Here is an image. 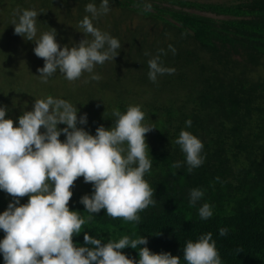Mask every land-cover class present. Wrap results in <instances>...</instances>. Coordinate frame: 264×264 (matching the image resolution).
I'll return each instance as SVG.
<instances>
[{"label":"trees","instance_id":"1","mask_svg":"<svg viewBox=\"0 0 264 264\" xmlns=\"http://www.w3.org/2000/svg\"><path fill=\"white\" fill-rule=\"evenodd\" d=\"M101 2L0 0V10L13 4L10 12L17 22L23 10L38 13L36 38L30 48L22 50L25 58L36 57L35 39L52 28L61 48L78 44L80 38L91 40L80 22L85 16L91 18L85 11L87 4L99 8ZM109 8L92 23L119 40L118 55L75 81L57 70L47 83L42 82L37 69L44 66V60L38 57L29 75L24 71L16 78L17 67L12 62L19 46L15 43L22 36L10 35L0 41V106L6 107L5 118L12 119L14 126L23 112L33 110L39 94L38 99L51 96L70 102L78 109V120L87 114V123H78L77 128L91 135L101 125L114 127L113 111L125 113L130 105H139L145 114L142 123L153 128L146 133L152 167L144 179L153 189L155 205L138 213L139 222L113 219L103 209L89 220L80 199L91 196L93 185L78 177L68 206L86 223L73 236L75 245L93 247L84 244L85 232L102 243L118 242L125 235L131 239L143 236L153 253L168 252L180 256V264H187L183 258L186 243L211 233L222 264H264V0H109ZM115 8L152 23L153 30L124 28V19L117 18ZM9 13H4L9 16L7 22L0 21V32L8 26L14 31ZM58 25L66 31H58ZM157 55L163 67L175 71L158 74L154 83L148 76V61ZM92 75L100 79H91ZM188 120L191 127L186 125ZM181 130L203 143V163L191 173L185 153L175 143ZM59 139L63 142L66 136L62 133ZM176 162L181 167H173ZM195 188L204 195L190 205V191ZM8 197L12 196L0 190V214L13 202ZM22 198L28 202V196ZM204 203L212 208L208 219L199 215ZM221 228L228 229L226 235H220ZM4 237L0 229V240ZM144 246L121 251L138 260L139 247ZM0 264H4L2 253Z\"/></svg>","mask_w":264,"mask_h":264},{"label":"clouds","instance_id":"2","mask_svg":"<svg viewBox=\"0 0 264 264\" xmlns=\"http://www.w3.org/2000/svg\"><path fill=\"white\" fill-rule=\"evenodd\" d=\"M145 7L151 10V4ZM109 10V0H102L99 8L94 3L86 5L85 11L91 13V18L85 16L80 27L91 40L85 38L61 48L53 28L35 39L34 53L44 60V66L37 69L42 82L47 83L57 70L67 80L75 81L84 72L92 73L95 65L118 55L119 40L92 23ZM37 16L35 10H23L18 22L13 21L14 33L33 41ZM169 49L175 54L172 45ZM148 65V76L154 83L158 74L175 71L163 67L159 55L150 59ZM91 79L99 80L100 76L92 75ZM6 112V107L0 106V190L14 199L0 214V229L5 233L0 240L4 264H180V256L150 251L143 236L131 239L125 235L118 242L102 243L85 232L84 244L92 245L91 248L77 247L73 241L86 223L78 211H70L68 206L73 196L71 188L78 177L93 185L91 196L86 194L80 199L90 214L89 220L93 213L103 209L113 219L139 222L138 213L156 203L153 189L144 179L152 167L146 133L153 128L142 123L145 114L139 105L128 106L125 113L114 110V127L106 129L101 125L95 135L77 128L78 123H87V114L78 120L77 107L63 99H35L33 110L18 118V126L5 118ZM59 124L66 127L59 129ZM191 124V120L186 121L188 127ZM62 133L66 136L63 142L59 139ZM175 143L186 155L189 173L201 166L203 143L195 135L181 130ZM173 167H181L180 162ZM203 195L201 189H192L189 204L195 205ZM24 196L29 197L28 202L20 204ZM199 215L201 219L210 218L211 206L204 203ZM227 232V228L219 230L221 236ZM140 245L145 246L139 247L138 260L121 251ZM183 258L187 264H222L211 233L200 236L196 242L189 240Z\"/></svg>","mask_w":264,"mask_h":264},{"label":"rangeland","instance_id":"3","mask_svg":"<svg viewBox=\"0 0 264 264\" xmlns=\"http://www.w3.org/2000/svg\"><path fill=\"white\" fill-rule=\"evenodd\" d=\"M215 1H221V0H215ZM12 5L8 6L6 10H0V21L7 22L6 20H8L9 16H8V14H4V13H9L11 11V9H12L10 7H13ZM17 10L19 12V8H17ZM17 10H16V12H17ZM113 12L116 14L117 18H122V20L124 19V22H123V27L124 28H125V26L127 27V25H129L131 28H135L137 26H144L145 29H147L148 31H152L153 30V24L141 20V18L138 15H135V14L127 15L126 13H123L119 8H115L113 10ZM13 13L14 12H12V13L10 12L9 13L11 20L12 19L15 20V16L13 15ZM109 16H110V13H109ZM110 18H112V17L110 16ZM5 25H7V23ZM57 28H58V31H66L65 28H62L59 25H58ZM5 29L6 30L0 32V41H3L4 38H7L10 35H12V37L16 35L14 33L13 29L10 26L6 27ZM75 33L78 34L77 31H75ZM69 34H70V32H69ZM19 41H20V43H15L16 45L18 44L19 46L15 45L16 47H15L14 55H13L14 60L12 62V64H14L15 67H17L16 68L17 72L15 71L16 72L15 73L16 74V78H20L23 75L22 72H24V71L28 72L27 75H29V71L28 70H30V68H32L31 65L35 62V58L37 57V56L36 57L28 56V57L23 58L22 57V50L30 48L32 43L30 41L26 40L24 37H22ZM80 41H81V38H80ZM20 45H21V47H20ZM1 60H2V56L0 54V65H1ZM32 86H34V85H32ZM39 97H40V95L38 94L36 99H38ZM27 100H28V98H27ZM27 100L25 101V103H27ZM18 104L23 105L22 102H19ZM27 105L29 106V104H27ZM12 198L13 197H10V198L8 197L7 198L8 202L12 201ZM22 199L23 198H20V204H25L26 202L23 201L25 198L23 200Z\"/></svg>","mask_w":264,"mask_h":264}]
</instances>
